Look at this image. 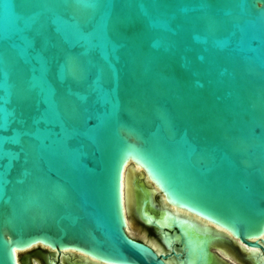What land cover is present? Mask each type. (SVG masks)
Instances as JSON below:
<instances>
[{"label": "water", "instance_id": "95a60500", "mask_svg": "<svg viewBox=\"0 0 264 264\" xmlns=\"http://www.w3.org/2000/svg\"><path fill=\"white\" fill-rule=\"evenodd\" d=\"M34 2L0 0V97L8 74L17 120L0 132V264L35 247L175 264L152 248H164L157 231L177 264H213L224 235L206 222L261 248L251 240L264 235V0L60 8L71 28L47 42L59 118L39 90L20 100L39 75L25 43ZM127 162L143 173L132 184L137 218L157 230L150 245L126 229ZM42 252L46 263L40 248L25 263Z\"/></svg>", "mask_w": 264, "mask_h": 264}, {"label": "snow or ice", "instance_id": "6c2138e0", "mask_svg": "<svg viewBox=\"0 0 264 264\" xmlns=\"http://www.w3.org/2000/svg\"><path fill=\"white\" fill-rule=\"evenodd\" d=\"M72 4L78 8H97L103 6L100 0H35L31 5L39 7L41 12L37 13L36 18L24 21L25 26L31 28V36L26 40V49L37 53L38 66L34 69L39 73L33 78L31 88L20 94L21 102H25L29 95L39 90V93L46 97L48 101V111L59 118L56 104V90L52 84L54 61L56 60L55 48H48L47 42L66 33L71 26L66 24L57 15L60 8L67 10ZM64 69H61L63 75ZM8 74H5L3 92L0 97V132H7L16 120L14 110H9L7 105L11 102V92L7 87ZM3 139L13 141L15 137L4 136Z\"/></svg>", "mask_w": 264, "mask_h": 264}, {"label": "flooded vegetation", "instance_id": "af4514ba", "mask_svg": "<svg viewBox=\"0 0 264 264\" xmlns=\"http://www.w3.org/2000/svg\"><path fill=\"white\" fill-rule=\"evenodd\" d=\"M170 209L172 207L169 206ZM174 209V208H173ZM137 217V216H136ZM140 221V219H138ZM204 221V220H202ZM144 226L145 225L142 221H140ZM206 222V221H204ZM208 223V222H207ZM211 224V223H210ZM213 226V225H212ZM150 227V226H147ZM215 227V226H214ZM152 230L157 231L154 227H150ZM221 231V233L224 235V237L219 238L214 244H212L209 248L211 249V252L213 254L212 262L213 264H225L224 262H227L228 264H264V235L257 239H253L251 241H257L260 245L261 248H256V247H249L246 244L240 242L238 239L232 237L230 233L227 231L216 227ZM132 238L143 241L131 234H129ZM158 239L159 242L164 245V248L161 250H156L154 247H152L158 254L162 253L164 255H169L166 259L165 262L167 263L168 261H173L175 264L177 263H182V258H176L172 253V248H167L166 244L164 243L163 239H161V234L158 233ZM224 241L227 245H231L234 249V253L229 252L228 249L224 250L223 248H220L219 246L224 247L222 243ZM145 242V241H144ZM147 243V242H146ZM149 244V242L147 243ZM150 245V244H149ZM178 243L175 242L173 245V250L178 252ZM40 248H45V247H40ZM225 248V247H224ZM49 252L48 258H46V263L47 264H65L69 263L68 261L65 260L66 256L73 255L75 258V262L72 264H84L81 263L82 261H88L92 264H103L97 261H94L78 252L74 251H60L57 252L56 250H50L46 248ZM61 260V261H60ZM179 260V262H177ZM53 262V263H52ZM19 263V260H18ZM20 264V263H19ZM70 264V263H69ZM168 264V263H167Z\"/></svg>", "mask_w": 264, "mask_h": 264}, {"label": "bare ground", "instance_id": "6f19581e", "mask_svg": "<svg viewBox=\"0 0 264 264\" xmlns=\"http://www.w3.org/2000/svg\"><path fill=\"white\" fill-rule=\"evenodd\" d=\"M130 166H133L131 165L130 163H126L125 164V184H126V229L129 228V227H133L134 226V223H132V220L130 219L129 215H132V214H137V210H138V206H139V202H140V198H135V184H132L133 183H140V180H139V177L143 174L141 169L138 167V166H133V170H131ZM136 170H139V171H136ZM134 186V188H133ZM154 192L155 190L154 189H150L149 193H150V198L152 200H154ZM169 207V206H168ZM174 208V209H173ZM173 210H179V208H175V207H172ZM188 214L200 219V220H203L202 218H199L191 213L188 212ZM207 223V222H206ZM208 224H210L208 222ZM210 225H213L215 226L214 224H210ZM217 227V226H215ZM219 228V227H218ZM15 257H16V262L17 264L18 263V252L15 251Z\"/></svg>", "mask_w": 264, "mask_h": 264}, {"label": "rangeland", "instance_id": "374dc122", "mask_svg": "<svg viewBox=\"0 0 264 264\" xmlns=\"http://www.w3.org/2000/svg\"><path fill=\"white\" fill-rule=\"evenodd\" d=\"M130 168H131V170L134 169L133 166H130ZM136 171H139V170H136ZM146 184H148V183L146 182ZM133 188H134V186H133ZM159 197H160V195L156 193L155 201L160 202ZM129 217L132 220V223H134V226L132 228L131 227L127 228V232L129 234L143 238V239H145V242H147V243L149 242V240L155 242L149 227H143L141 222L138 220V218L136 217L135 214L129 215ZM38 248H40V247L31 248V249L25 250V251H19L18 252L19 263L20 264H26L24 254L30 255V254L38 251ZM220 248H223L224 250L228 249V251L232 252V253L235 252L233 247H225V248L220 247ZM40 249L47 250L46 248H40ZM74 262H75V259H74ZM224 263L228 264L227 262H224ZM31 264H46L45 258H44V253L42 252V253L31 255Z\"/></svg>", "mask_w": 264, "mask_h": 264}]
</instances>
